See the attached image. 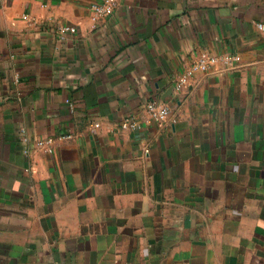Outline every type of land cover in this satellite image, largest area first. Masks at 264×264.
Wrapping results in <instances>:
<instances>
[{"label":"crops","instance_id":"1","mask_svg":"<svg viewBox=\"0 0 264 264\" xmlns=\"http://www.w3.org/2000/svg\"><path fill=\"white\" fill-rule=\"evenodd\" d=\"M97 1L0 0V264H264V0Z\"/></svg>","mask_w":264,"mask_h":264},{"label":"built area","instance_id":"2","mask_svg":"<svg viewBox=\"0 0 264 264\" xmlns=\"http://www.w3.org/2000/svg\"><path fill=\"white\" fill-rule=\"evenodd\" d=\"M117 5V0H99L97 2H92L90 4V9H91V18L93 21L98 20L99 18H105L112 14L116 8ZM23 18H27V15H24ZM257 28L261 31H264V24L262 23H257ZM75 27L74 26H65V25H60L57 28V32L59 34H65V33H74L75 32ZM222 60L225 63H231L232 61H237L239 60L238 56H212L209 55L206 52H201L190 64L186 70L181 73L178 78L176 79L178 86H181L185 84L188 79L197 71H207L210 69L217 61ZM147 110L149 112L150 117L157 121V120H162L164 119L168 112L169 108L166 105H160L159 103L155 101H150L147 104ZM135 122H133L131 119H126L124 124L122 126H130L133 127L135 126ZM64 138H69L70 135H62ZM51 143L50 138H44V139H39L35 141V145L42 147L46 146V148L49 149V145Z\"/></svg>","mask_w":264,"mask_h":264}]
</instances>
